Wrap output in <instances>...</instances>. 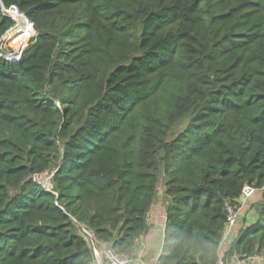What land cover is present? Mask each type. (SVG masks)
I'll return each mask as SVG.
<instances>
[{
  "label": "trees",
  "instance_id": "trees-1",
  "mask_svg": "<svg viewBox=\"0 0 264 264\" xmlns=\"http://www.w3.org/2000/svg\"><path fill=\"white\" fill-rule=\"evenodd\" d=\"M11 6L35 34L0 54V264H96L85 232L129 256L159 184L158 264H217L264 189V0H0V40ZM254 209L224 264L264 255Z\"/></svg>",
  "mask_w": 264,
  "mask_h": 264
},
{
  "label": "built area",
  "instance_id": "built-area-1",
  "mask_svg": "<svg viewBox=\"0 0 264 264\" xmlns=\"http://www.w3.org/2000/svg\"><path fill=\"white\" fill-rule=\"evenodd\" d=\"M2 10H3L4 14L9 16L13 20V22L15 21V18L13 17L14 16L13 13L15 15H18V16H23V14H21L15 6H11L9 9L3 8ZM23 18H24V21L28 24V26L31 30V33H32L34 31L33 23L28 21L24 16H23ZM16 22H17V20H16ZM12 28H11V30H12ZM1 53L4 54L0 50V54ZM5 56L7 58H9L7 55H5ZM20 57L21 56L15 57L14 60H18ZM257 191H258V189L254 188L253 186H251L249 184H245L242 187L241 193L236 200L237 207H233L232 205L226 203L225 208H226V212H227V220H226V224H225V228H224V234H223L221 244L224 241H228V240L233 241L234 240L239 228L241 227L240 222H241V218L243 215L242 213L245 210H251V209H248L249 208L248 203L254 197V195L256 194ZM85 233L87 234L89 241L91 243V238H92L91 235L88 234L87 232H85ZM94 242L97 246V250L94 249V246L92 243H91V245L93 247V251L95 253V257L97 258L98 264H101V261L104 264H133V260L131 257L119 255L116 252H114L110 247H107L103 244L98 245V243L95 240H94ZM222 256H223V254L222 255L220 254V257L218 258L217 264H224ZM156 264H158V261ZM228 264H264V255L253 256V257H248L246 259H241L239 255L234 254L232 259H231V262Z\"/></svg>",
  "mask_w": 264,
  "mask_h": 264
},
{
  "label": "crops",
  "instance_id": "crops-1",
  "mask_svg": "<svg viewBox=\"0 0 264 264\" xmlns=\"http://www.w3.org/2000/svg\"><path fill=\"white\" fill-rule=\"evenodd\" d=\"M261 195H264L263 189H260L256 192L254 197L250 200L249 204L252 205V204L258 203L263 197ZM166 202L167 200L163 195V185L159 184L158 189H157V196L148 214L147 230L140 237V239L134 246L133 252L129 255V257H131L133 260V264H156L157 263L160 252L162 250L164 239L162 242L155 228L158 227L162 231H164L165 222H163V219H164V212H165L164 209H165ZM251 205H250L251 210H245L242 213L243 215H242L241 222H240L241 226L243 225L244 221H248L252 219L256 214L255 209ZM162 223H163V229H162ZM231 241L232 240L224 241L220 245L219 253L221 255L228 248ZM156 250L158 252L154 254V251ZM94 256H95V253H94Z\"/></svg>",
  "mask_w": 264,
  "mask_h": 264
},
{
  "label": "rangeland",
  "instance_id": "rangeland-1",
  "mask_svg": "<svg viewBox=\"0 0 264 264\" xmlns=\"http://www.w3.org/2000/svg\"><path fill=\"white\" fill-rule=\"evenodd\" d=\"M22 28V26L20 24H18L16 22V20L14 21V26L12 28V30L10 29L0 40V50L4 53V55H12L13 53H15L16 51L19 52V50H22V49H25L24 47L27 46L28 44V41L32 38V35L35 34V32L33 31L30 36L28 37V39L26 40V42L21 45V43H18V42H15L14 41V37H15V34L17 32H19V30ZM20 44V46H19ZM2 54V53H1ZM21 56V54H20ZM35 180H37L40 184H42L44 187L46 188H49L50 187V183L48 181V176L45 175V176H38ZM259 196V195H258ZM263 196V195H261ZM250 205L248 203V209H250ZM253 208L255 207V204H252L251 205ZM165 210V209H164ZM165 218H166V214L164 212V219H163V222H165ZM162 229H163V223H162ZM155 230H157L158 234H159V237L161 238V241L163 242V239H164V231H162L160 228H155ZM90 246L92 247L91 243H89ZM93 249V247H92ZM158 251H154V254H156ZM94 253V251H93ZM153 254V255H154ZM95 257V256H94ZM96 261V263L98 264L97 262V258L95 257L94 258Z\"/></svg>",
  "mask_w": 264,
  "mask_h": 264
},
{
  "label": "water",
  "instance_id": "water-1",
  "mask_svg": "<svg viewBox=\"0 0 264 264\" xmlns=\"http://www.w3.org/2000/svg\"><path fill=\"white\" fill-rule=\"evenodd\" d=\"M24 16V15H23ZM25 17V16H24ZM26 18V17H25ZM26 47V46H25ZM24 47V48H25ZM23 50L24 49H22V50H19V52L18 51H16L15 53H13L12 55H8V57L10 58V59H12V60H14L15 59V57H19L20 56V54L23 52ZM38 176H34V178L36 179ZM48 181H49V183H50V177H48ZM46 188V187H45ZM50 188V187H49ZM49 188H46V189H49ZM91 243L93 244V246H94V249H96L97 250V246H96V244H95V242H94V240L91 238ZM101 264H104L102 261H101Z\"/></svg>",
  "mask_w": 264,
  "mask_h": 264
}]
</instances>
